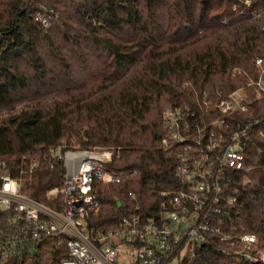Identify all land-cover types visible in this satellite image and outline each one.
Listing matches in <instances>:
<instances>
[{"label": "trees", "instance_id": "1", "mask_svg": "<svg viewBox=\"0 0 264 264\" xmlns=\"http://www.w3.org/2000/svg\"><path fill=\"white\" fill-rule=\"evenodd\" d=\"M234 4L243 7L241 0H0V157L14 174L21 162L37 157L39 165L25 183L32 196L43 199L44 190L62 176L59 166L47 165L49 146L71 145L74 138V146L113 148L119 154L114 152L108 166L135 173L118 184L101 185L100 209L89 224L114 227L136 204L144 220L152 217L159 192L177 186L174 154L161 150L160 100L182 105L195 92L227 94L255 76L253 60L264 54V0H251L242 14ZM254 9L258 17L251 15ZM43 18L66 43L82 49L81 58L85 50L93 52L100 79L62 99L8 113L14 97L48 78L47 59L38 50L49 29ZM66 26L75 32L69 34ZM114 31L127 36L115 38ZM60 54L56 49L53 57L62 70L68 66ZM233 68L240 73L232 76ZM49 82H58L57 74ZM253 108L264 114V103ZM255 142L246 150L247 170L232 173L229 190L237 197L245 231L256 235L264 251V136ZM219 246L213 241L196 248L180 264H264L261 259L239 262ZM35 259L34 264L43 263Z\"/></svg>", "mask_w": 264, "mask_h": 264}, {"label": "built area", "instance_id": "2", "mask_svg": "<svg viewBox=\"0 0 264 264\" xmlns=\"http://www.w3.org/2000/svg\"><path fill=\"white\" fill-rule=\"evenodd\" d=\"M241 2L242 8L232 6L238 14L251 4ZM250 13L260 15L256 9ZM253 66L255 76L227 94L195 92L191 101L163 108L161 150L174 154L177 186L159 192L158 212L146 220L136 204L114 227L89 224L100 209L101 185L118 184L135 173L108 166L118 150L65 142L49 146L47 165L59 166L62 176L44 190L43 199L32 196L25 183L39 165L37 157L21 162L16 174L0 157V264H34L37 257L41 264H52L58 256V264H180L213 241L239 262L264 261L229 190L232 173L247 170L248 146L264 136V114L253 108L264 103V54ZM238 73L233 68L232 76Z\"/></svg>", "mask_w": 264, "mask_h": 264}, {"label": "rangeland", "instance_id": "3", "mask_svg": "<svg viewBox=\"0 0 264 264\" xmlns=\"http://www.w3.org/2000/svg\"><path fill=\"white\" fill-rule=\"evenodd\" d=\"M236 5V4H234ZM46 29L49 28V23L46 18L41 19V22ZM75 28H79L83 31V28L78 23H73ZM69 34L75 32L74 28L66 26ZM58 28L56 26H51L47 30L45 37L39 42L38 50L41 52L43 57L47 59V69H48V78L45 81L44 85H31L30 89L27 92H24L23 95L19 97H14L12 103L7 110L13 112L18 110L22 106L28 104L40 103L43 104L48 102L51 99H62L68 95V93H75L77 91L84 90L98 82L100 79L99 65L95 59V55L90 50H85V60L81 58L79 52L82 49H78V46L66 43L62 34L57 32ZM115 38H120L124 40L126 38V33L124 32H113ZM78 38V37H77ZM82 44L84 42L82 41ZM58 49L59 52L66 59L67 68L60 69L59 64L56 61V58L53 57V52ZM84 51V50H83ZM60 54V55H61ZM52 56V57H51ZM57 74L58 82H49L50 75ZM13 104V107L11 105ZM160 110L166 106V99L160 100ZM6 111H3L2 114H6ZM75 139H71V145H75ZM32 249V253H33ZM190 256V255H189ZM47 260L49 258L47 257ZM50 262V260H49Z\"/></svg>", "mask_w": 264, "mask_h": 264}]
</instances>
